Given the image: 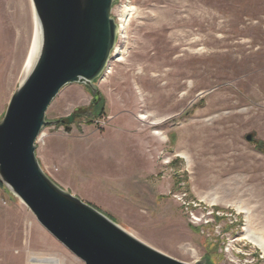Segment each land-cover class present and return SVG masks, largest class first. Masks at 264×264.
Returning a JSON list of instances; mask_svg holds the SVG:
<instances>
[{"label": "rangeland", "instance_id": "1", "mask_svg": "<svg viewBox=\"0 0 264 264\" xmlns=\"http://www.w3.org/2000/svg\"><path fill=\"white\" fill-rule=\"evenodd\" d=\"M111 16L119 32L95 82L99 102L83 85L65 87L46 112L57 125L39 142L104 134L134 118L159 135L155 178L169 188L134 215L99 211L182 263L264 264V0H114ZM35 24L30 0H0V120L34 59ZM113 129L108 145L119 140ZM36 158L44 170L38 144ZM33 258L83 264L0 183V264Z\"/></svg>", "mask_w": 264, "mask_h": 264}, {"label": "water", "instance_id": "2", "mask_svg": "<svg viewBox=\"0 0 264 264\" xmlns=\"http://www.w3.org/2000/svg\"><path fill=\"white\" fill-rule=\"evenodd\" d=\"M30 1L38 49L0 120V183L83 264H186L138 241L41 168L37 144L57 125L46 122L48 108L73 84L87 87L99 102L95 82L104 77L119 26L111 16L114 0Z\"/></svg>", "mask_w": 264, "mask_h": 264}, {"label": "crops", "instance_id": "3", "mask_svg": "<svg viewBox=\"0 0 264 264\" xmlns=\"http://www.w3.org/2000/svg\"><path fill=\"white\" fill-rule=\"evenodd\" d=\"M111 129L72 140L48 136L38 143V157L44 170L57 176L61 185L71 187L73 194L121 219L137 214L138 203H151L170 184L155 178L159 135L143 132L130 117L128 126L113 129L119 135L116 145H108L104 137Z\"/></svg>", "mask_w": 264, "mask_h": 264}, {"label": "bare ground", "instance_id": "4", "mask_svg": "<svg viewBox=\"0 0 264 264\" xmlns=\"http://www.w3.org/2000/svg\"><path fill=\"white\" fill-rule=\"evenodd\" d=\"M130 11V10H129ZM179 19V18H178ZM36 25V24H35ZM123 29V28H122ZM121 29V30H122ZM36 35V34H35ZM38 36L35 38V43H34V52H33V57L35 56V54H36V52H37V49H38ZM118 51V48H116V52ZM29 64H31L30 62H29ZM30 67V66H29ZM187 160V159H186ZM189 162L190 161H188L187 160V164H189ZM249 239L255 244V245H257V246H261V244L260 243H262V242H260V240H259V238H257V237H255V236H253V235H251L250 237H249ZM263 250H264V248H263ZM32 261L34 262V263H37V264H58V261L57 260H52V259H43V260H39V259H32Z\"/></svg>", "mask_w": 264, "mask_h": 264}, {"label": "built area", "instance_id": "5", "mask_svg": "<svg viewBox=\"0 0 264 264\" xmlns=\"http://www.w3.org/2000/svg\"><path fill=\"white\" fill-rule=\"evenodd\" d=\"M109 70H108V67L105 69V71H104V77L106 76V74H107V72H108ZM42 138V136L40 137V139ZM40 141V140H39Z\"/></svg>", "mask_w": 264, "mask_h": 264}]
</instances>
